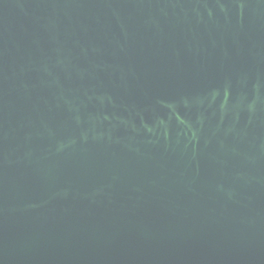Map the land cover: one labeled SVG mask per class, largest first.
<instances>
[{"label":"water","instance_id":"water-1","mask_svg":"<svg viewBox=\"0 0 264 264\" xmlns=\"http://www.w3.org/2000/svg\"><path fill=\"white\" fill-rule=\"evenodd\" d=\"M0 264H264V0H0Z\"/></svg>","mask_w":264,"mask_h":264}]
</instances>
